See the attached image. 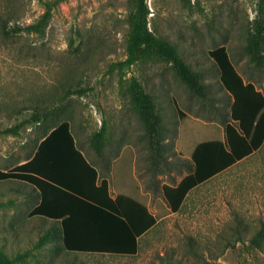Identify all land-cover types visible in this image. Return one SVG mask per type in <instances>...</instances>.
<instances>
[{
  "label": "rangeland",
  "instance_id": "374dc122",
  "mask_svg": "<svg viewBox=\"0 0 264 264\" xmlns=\"http://www.w3.org/2000/svg\"><path fill=\"white\" fill-rule=\"evenodd\" d=\"M260 1H146L150 30L201 74L206 96L200 98L165 61L124 64L134 27L132 0H0L7 27L36 24L46 3L52 4L42 31L10 37L0 31V170L31 157L44 134L65 120L112 189L135 200L141 188L154 195L150 207L158 219L134 256L71 254L48 239L49 222L30 215L38 203L31 187L0 181V264H264V252L250 244L264 230V144L197 188L190 211L171 212L161 191L187 174L178 157L189 159L197 143L224 138L232 99L208 51L225 46L242 79L263 89L264 43L262 62L252 52ZM132 79L156 104L155 141L137 114ZM37 110L42 121L6 132ZM102 127L105 147L98 155L90 138Z\"/></svg>",
  "mask_w": 264,
  "mask_h": 264
},
{
  "label": "trees",
  "instance_id": "16d2710c",
  "mask_svg": "<svg viewBox=\"0 0 264 264\" xmlns=\"http://www.w3.org/2000/svg\"><path fill=\"white\" fill-rule=\"evenodd\" d=\"M146 1L132 0L134 27L124 64L130 66L146 58L165 61L189 90L205 98L206 87L201 74L184 61L174 45L157 37L148 27ZM51 7L52 4L46 3L41 19L25 27H7V23L1 20V34L10 37L23 31H42L50 18ZM263 43L264 0H261L257 34L252 41V52L257 62L263 61ZM208 57L219 72L225 93L232 99L223 120L224 138L197 143L189 159L178 157L183 168L188 170L187 174L177 185L161 186L163 199L173 213L180 210L192 188L231 168L264 144V87L259 90L253 83L242 79L225 46L208 51ZM131 90L139 119L148 136L155 141L160 125L156 104L135 79L131 81ZM77 92L82 95L85 90ZM43 117L37 110L31 120L23 121L6 132L17 134V129L23 124L38 123ZM90 146L98 155L101 154L105 147L104 127L92 135ZM81 165L91 175L89 190L80 182L66 181L67 172L78 171ZM0 181L31 187L38 203L30 215L49 222L48 239L58 240L61 248L71 254L134 256L139 248V239L157 222L140 201L123 194L112 198L107 180L97 184L98 172L78 149L71 126L65 120L44 134L38 142V150L35 152L34 149L31 157L9 170H0ZM250 244L264 252L263 229L251 238Z\"/></svg>",
  "mask_w": 264,
  "mask_h": 264
},
{
  "label": "crops",
  "instance_id": "0c3cea01",
  "mask_svg": "<svg viewBox=\"0 0 264 264\" xmlns=\"http://www.w3.org/2000/svg\"><path fill=\"white\" fill-rule=\"evenodd\" d=\"M73 134V133H72ZM73 137H74V139H75V136L73 135ZM75 141H76V139H75ZM76 145H77V147H78V149L80 150V152L83 154V156L85 157V159H86V161L92 166V167H94L96 170H97V172H98V182H97V184H99L103 179H105V180H107L108 181V185H109V193H110V195H111V197L112 198H116L118 195H122V194H120L119 192H117V191H115L114 189H112V186L110 185V182H109V179H108V177H107V175H105L104 173L103 174H101L100 173V170H99V168L96 166V164H94V163H92V161L89 159V157H88V155H87V153H86V151H84V150H82L79 146H78V144H77V141H76ZM195 146V145H194ZM194 146H193V149H194ZM193 149H192V151H193ZM38 150V143H37V145H36V148H35V152ZM192 151L190 152V154L189 155H191V153H192ZM136 159L137 158H135V157H133V158H131V168H130V173L132 174V176H133V178L134 179H136V173H137V169H136ZM186 175V174H185ZM184 175V176H185ZM183 176V177H184ZM182 177V178H183ZM215 177V176H214ZM213 177V178H214ZM90 178H91V175H89V173H88V171H87V169H85V167L83 166V165H81V169L80 170H78V171H69V172H67V174H66V181L67 182H70V183H78V182H80V184H84V185H86V189H88L89 190V184L91 183L90 182ZM182 178L179 180V182L182 180ZM212 179V178H211ZM211 179H209V180H207V181H205V182H203V183H201L200 185H198L197 187H195V188H192L188 193H187V195H186V198H185V200L183 201V203H182V205H181V208H180V210L183 208V207H188V210L190 211L191 209H194V191L197 189V188H199V187H201V186H203V185H205L206 183H208ZM178 182V183H179ZM177 183V184H178ZM176 184V185H177ZM114 190V191H113ZM141 196V197H140ZM140 196H138V201H140L142 204H144L146 207H147V209H148V211L153 215V216H155L156 217V214H155V212H154V210L150 207V203H152V202H154V195L152 194V193H150V192H143L142 191V188H141V191H140ZM140 197V198H139ZM201 198L204 200L205 199V197L204 196H201ZM164 200V199H163ZM165 206H167V204H166V202L164 201V203H163ZM169 208V207H168ZM170 209V208H169ZM179 210V211H180ZM179 211H177V212H179ZM157 222H158V219H157ZM156 222V223H157Z\"/></svg>",
  "mask_w": 264,
  "mask_h": 264
}]
</instances>
